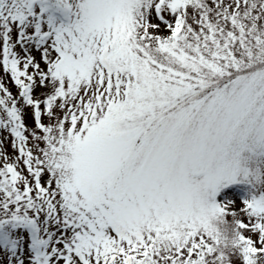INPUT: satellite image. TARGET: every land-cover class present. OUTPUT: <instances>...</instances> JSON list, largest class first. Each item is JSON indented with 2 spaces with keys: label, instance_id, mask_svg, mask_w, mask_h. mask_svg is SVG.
I'll use <instances>...</instances> for the list:
<instances>
[{
  "label": "snow or ice",
  "instance_id": "6c2138e0",
  "mask_svg": "<svg viewBox=\"0 0 264 264\" xmlns=\"http://www.w3.org/2000/svg\"><path fill=\"white\" fill-rule=\"evenodd\" d=\"M0 264H264V0H0Z\"/></svg>",
  "mask_w": 264,
  "mask_h": 264
},
{
  "label": "rangeland",
  "instance_id": "374dc122",
  "mask_svg": "<svg viewBox=\"0 0 264 264\" xmlns=\"http://www.w3.org/2000/svg\"><path fill=\"white\" fill-rule=\"evenodd\" d=\"M7 83H10V82H7ZM10 87L13 88V91H14L13 93H15V92H16V89H15V87L12 86L11 83H10ZM27 122L29 123V125L31 124V120H30V119H29ZM5 148H6V151H7V153H8L9 156L14 155L13 150H12V148L10 147V144H6V145H5Z\"/></svg>",
  "mask_w": 264,
  "mask_h": 264
},
{
  "label": "trees",
  "instance_id": "16d2710c",
  "mask_svg": "<svg viewBox=\"0 0 264 264\" xmlns=\"http://www.w3.org/2000/svg\"><path fill=\"white\" fill-rule=\"evenodd\" d=\"M6 83H7V82H6ZM7 86L11 89L12 92H14V91H13V88L10 87V83H7Z\"/></svg>",
  "mask_w": 264,
  "mask_h": 264
}]
</instances>
